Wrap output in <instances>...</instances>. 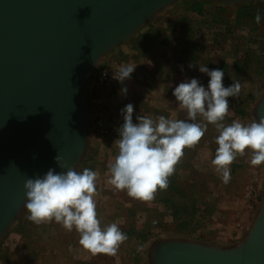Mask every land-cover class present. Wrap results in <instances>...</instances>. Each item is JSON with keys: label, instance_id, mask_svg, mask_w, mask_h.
Segmentation results:
<instances>
[{"label": "rangeland", "instance_id": "1", "mask_svg": "<svg viewBox=\"0 0 264 264\" xmlns=\"http://www.w3.org/2000/svg\"><path fill=\"white\" fill-rule=\"evenodd\" d=\"M209 1L204 4V9L206 13L209 11L212 15L216 10L213 5H224L230 12H233L239 4L264 0ZM187 4V0H176L158 10L126 40L103 53L92 69V71L95 70L92 86L95 88L96 96L91 102L92 106L89 102L85 104V145L75 169L82 171L85 165H92L93 171L97 173L93 199L97 205L98 219L102 226L116 223L123 232L127 233L128 239L119 246L114 256L105 253L93 254L79 244V234L73 229L72 241L65 249L67 259L70 260L66 261L67 264H152L154 249L158 244L167 241L194 242L220 248L236 247L245 241L260 212L264 194V163L258 166L251 165V151L246 149L244 154L240 155L241 165L233 167L231 164L230 169L235 173L231 172L230 181L227 184L223 183L211 163L215 156L213 148L216 150L218 147L215 143V137L218 135L216 129H211L212 135L205 137V144L197 148L195 157L188 159L186 150L189 147H186L183 150L185 155L180 159L182 165L178 171L179 181L191 191H196L195 196L199 198V203L200 198L203 203L199 204V208L193 214L192 224L187 227L189 236L179 235L176 232L173 217L161 203L155 200L134 199L129 197L126 191L117 190L108 183L109 165L118 153L115 140L118 139V128L123 123L121 109L128 103L134 106L133 122H136L138 115L155 118L158 114H162L169 119H181L179 112L181 108L172 92L166 89L175 88L179 83L191 78L198 79L205 86L209 80L206 74L195 69L196 63L190 57L183 55L177 61L180 62L181 67H186L188 70L185 73V79H177V81L172 79L169 82H167L168 79H156L154 75H149L150 72L148 73L143 65L136 70L137 73L131 74V79L125 81L123 86H119V83L108 88L101 86L97 81L99 69L103 66H114L118 69L119 61L113 56L105 63L103 61L99 63L100 58L108 53L119 55L121 60L131 59L132 54L136 56L137 50L141 49L144 43V40L137 42L136 39L142 33L141 31L144 32L148 28L153 31L151 39L167 38L175 43L181 35L176 31L175 25L170 28L168 24L186 15L191 20L190 24L198 32L201 31V33H196V40L198 44L205 46L200 54L202 58H205L204 56L214 59L223 57L225 61L232 64L239 56H251V62L245 68L246 73L233 77L234 81H239L241 84L239 96L243 100L244 107L246 105L248 115L243 119L236 116L233 112L234 98H231L229 100L230 111L224 123L230 124L234 120L242 124H248L253 120L259 121L255 109L264 96V39L262 37L264 27L261 26L256 31L235 29L226 36L224 41L219 39L213 41L212 31L214 29L201 24L204 17L208 18V16L203 17L195 12L186 11ZM166 26L169 28L167 32H164L163 29ZM174 46L171 47L172 50ZM173 56L170 54V57ZM240 61L242 63V60ZM190 64L192 67H189ZM87 85L85 95L89 89ZM124 86L128 89L126 96L120 95V89ZM248 95H250L249 98H247ZM192 151L194 150L190 152ZM27 215L28 212L22 205L10 226L0 236V264H32L22 258L26 253V249L22 247V241L25 239L16 228L21 221L25 222L24 225L27 227L30 225L28 227L30 235L35 229L38 231L34 239H43L51 233L54 234V231L48 228L58 223L46 221L35 224L26 218ZM140 233H142L141 236ZM13 253H16V256ZM61 261L59 264H65V259Z\"/></svg>", "mask_w": 264, "mask_h": 264}, {"label": "water", "instance_id": "2", "mask_svg": "<svg viewBox=\"0 0 264 264\" xmlns=\"http://www.w3.org/2000/svg\"><path fill=\"white\" fill-rule=\"evenodd\" d=\"M174 1L0 0V236L25 202L26 179L66 171L57 155L70 167L79 162L85 88L99 57ZM255 114L264 117V96ZM152 264H264V194L243 243L167 241Z\"/></svg>", "mask_w": 264, "mask_h": 264}, {"label": "clouds", "instance_id": "3", "mask_svg": "<svg viewBox=\"0 0 264 264\" xmlns=\"http://www.w3.org/2000/svg\"><path fill=\"white\" fill-rule=\"evenodd\" d=\"M262 19L264 14L257 10L255 23L260 24ZM135 67L121 65L112 79L124 85ZM198 70L209 77L206 86L191 78L179 83L172 92L179 106L186 110V120L138 115L133 122L134 106L128 103L121 109L123 123L115 140L118 153L109 165L108 180L117 190L126 191L134 199L153 200L158 189L168 188L169 177L184 155L183 149L197 144L208 124L215 125L218 133L215 137L218 147L211 163L223 183L230 181V165L246 149L251 151V165L264 163V117L248 124L238 120L230 124L223 122L230 111L228 98L240 95V82L225 86L222 69L209 70L202 65ZM127 91L126 86L121 87L120 95L126 96ZM198 116L206 123L195 122ZM54 159L60 168L67 170L57 172L50 168L45 174L24 182L26 218L35 224L54 221L67 231L75 229L83 248L93 254L116 255L128 236L116 223L102 226L98 219L93 199L97 173L89 168L77 171L67 162L61 163L59 155Z\"/></svg>", "mask_w": 264, "mask_h": 264}, {"label": "trees", "instance_id": "4", "mask_svg": "<svg viewBox=\"0 0 264 264\" xmlns=\"http://www.w3.org/2000/svg\"><path fill=\"white\" fill-rule=\"evenodd\" d=\"M188 4L186 6V11H192L197 13L198 15H202L204 19L202 20L203 25H208L210 29H214L212 31V37L213 41L216 39H219L220 41H224L228 36L229 33L234 31L235 29H243V30H249V31H256L259 30L261 26L264 27V19L261 20L260 24H256L254 21V16L257 12V10H260L262 14H264V1H258V2H250V3H243L239 4L235 7V11L230 12L226 6L224 5H218L214 6V9H216L212 15L208 11L206 13L204 9V4L209 3V0H187ZM204 10V11H203ZM190 19L186 17V15L179 17L176 21H170L168 26L170 28L172 26H176V31L179 32L181 36H179L176 40L177 42L172 43L169 39H151L152 29L148 28L146 31L140 33L139 39L137 38L136 41H142L144 40V43L142 44V49L144 48H151L156 45H166L171 46L172 44L174 46V52L173 57H170V55L165 56L168 58L167 65L169 66L171 70L170 79H168L167 82L171 81L172 78H175L177 72L181 70L180 62L177 60H180V57L185 55L190 57L195 63L196 68L198 69L199 66L205 65L209 68V70L212 69H222L224 71V77H223V84L225 86H230L232 82H234L235 79H233L234 76H241L246 73L245 68L248 67L249 63L251 62V56H239L237 59L234 60L232 64H229L223 57H219L217 59H214L213 57L204 56L205 58H202L200 54L203 52V48L205 47L202 44H198L196 40V33L198 30L190 24ZM163 29L164 32H167V28ZM217 29H216V28ZM219 28V29H218ZM198 33H201L199 31ZM264 39V36H262ZM153 45V46H152ZM172 45V46H173ZM176 54V56H175ZM164 57V58H165ZM176 58V59H175ZM242 60V63L241 61ZM162 61V60H161ZM158 61L155 62L157 64ZM180 67V68H179ZM174 74V76H172ZM233 75V76H232ZM209 79V77L207 76ZM177 81V79H174ZM166 82V83H167ZM119 86H123L120 83ZM170 87V86H165ZM173 87L170 89H166L168 91L173 92ZM250 95L247 96L249 98ZM228 100H231V97L228 98ZM246 107V105H245ZM243 105V100L239 96L238 98H234V105H233V112L236 116H240L242 119L245 118V116L248 115L247 110L245 109ZM181 108V107H180ZM180 115L181 119L186 120L187 119V112L185 109H180ZM162 115V114H158ZM227 120V117H224V121ZM223 121V122H224ZM195 122L198 123H206L201 119L199 116L197 117V120ZM208 124L207 125V131L205 132L204 136L200 139V141L189 147L186 152H188V159L190 160L191 157H195L196 150L199 146L205 144L206 136L212 135L211 129H215V125ZM121 126V124H120ZM217 135V134H216ZM214 135V136H216ZM118 138V135H117ZM213 146H215V143L213 142ZM204 146V145H203ZM212 146V145H211ZM212 146V147H213ZM186 149V148H184ZM183 149V150H184ZM215 151V148H213ZM191 150H194L190 152ZM184 152V151H183ZM185 155V153H184ZM179 160L178 164L175 166V172L172 176L169 177V185L166 190H157V192L154 194L155 201L161 203L164 208L167 210V212L173 217V220L175 222V228L177 229L176 232L179 235H187L189 236V232L187 227L192 224V217L193 214H195L196 210L199 208V204L202 203V199L195 196L196 191H191L190 189L186 188L183 183L179 181V167L182 165ZM242 162V157L238 154L236 160L233 161L232 166L233 167H239ZM84 168H89L93 170L92 165H85ZM233 174L235 171H231ZM191 194V195H190ZM192 196V197H191ZM206 203V202H205ZM53 223H56L53 221ZM25 222H20L17 224L18 230L21 232L22 236H24L22 241V247L26 249V253L23 255L24 260H28L32 264H59V262L63 259L66 261H70L67 259V251L65 249L69 245L70 241H72L73 237V231H67L65 230L60 224H52L51 227L48 229L51 231H54V234H49L43 239H34L35 235H37V230L35 229L32 235L28 232V227L30 225L25 226ZM30 224V223H29ZM47 228V226H46ZM60 229V231H58ZM56 232V233H55ZM140 236L142 233L139 234ZM63 238V239H60ZM55 241V242H54ZM48 245V246H47ZM48 248H47V247ZM60 247H63L60 249ZM16 252V251H11ZM17 253V252H16ZM16 253H13L14 256H16ZM19 257V255H18ZM61 263H63L61 261Z\"/></svg>", "mask_w": 264, "mask_h": 264}, {"label": "crops", "instance_id": "5", "mask_svg": "<svg viewBox=\"0 0 264 264\" xmlns=\"http://www.w3.org/2000/svg\"><path fill=\"white\" fill-rule=\"evenodd\" d=\"M171 47L172 46L170 45L169 46L156 45L147 49L141 48L137 50V55L135 56L134 54H132L131 59L129 60L126 59L121 60V57L119 55L116 56L114 53L111 54L108 53L102 56V58H100L99 63L100 61L101 62L103 61L105 63L108 59L110 60L113 56H115L117 61H119V64L117 65L118 68L124 64L136 65V67L138 66L137 68L135 67L134 72H136V70L139 67H143L144 65L148 73L149 72L151 73V74L149 73V75H154L156 79H170L171 70L169 66L166 64L168 58H166L165 56L173 54L174 50H172ZM156 61H158L157 64H155ZM186 71H188L186 67L184 68L181 67V70L177 72V74H175L176 77L172 79H185L184 76H186L185 75ZM94 73L95 70L94 71L91 70L87 80L88 83H86V85L88 84L87 86L89 87L88 92L86 93V103L89 102L91 106H92L91 102L93 101V99H95L96 96V91H94L95 88H93L92 86L93 83L92 79H94ZM172 76H174V74H172Z\"/></svg>", "mask_w": 264, "mask_h": 264}, {"label": "built area", "instance_id": "6", "mask_svg": "<svg viewBox=\"0 0 264 264\" xmlns=\"http://www.w3.org/2000/svg\"><path fill=\"white\" fill-rule=\"evenodd\" d=\"M118 69L114 66H103L99 69L97 73V81L103 87H110L115 83H118L116 80L112 79L113 73Z\"/></svg>", "mask_w": 264, "mask_h": 264}]
</instances>
